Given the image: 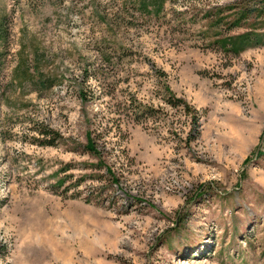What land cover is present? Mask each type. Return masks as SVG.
<instances>
[{"label":"rangeland","instance_id":"1","mask_svg":"<svg viewBox=\"0 0 264 264\" xmlns=\"http://www.w3.org/2000/svg\"><path fill=\"white\" fill-rule=\"evenodd\" d=\"M142 1L0 0V264H264L258 0Z\"/></svg>","mask_w":264,"mask_h":264},{"label":"trees","instance_id":"2","mask_svg":"<svg viewBox=\"0 0 264 264\" xmlns=\"http://www.w3.org/2000/svg\"><path fill=\"white\" fill-rule=\"evenodd\" d=\"M150 1V2H148ZM159 3V4H158ZM257 7L251 8L250 6H244L243 10L240 11V14L238 18H235L232 20V22L229 23V27H238L241 26L243 21L248 19L249 16L252 17L253 13L254 15V20L253 23H251V26L248 30L238 33V34H231L226 37H222L220 39H217L216 42L219 43V46L221 47L222 50L224 51H230L235 54L240 53L241 51L245 50L246 48L249 47H254V46H259L264 44V32L259 31L257 29L258 25L263 26L264 25V0H258L257 2ZM157 4V5H156ZM149 5V6H148ZM163 5L161 0H147L141 2L142 7H153L154 9L158 10L161 8ZM253 12V13H252ZM224 18L217 16L216 19L214 20L213 24L214 25H219L220 23H223ZM259 21V22H258ZM22 62H19V65H17V72L20 71V68L22 67ZM27 73L25 72H20L19 75H17V78L21 79L22 76ZM42 82V81H40ZM44 82H42L43 84ZM44 85V84H43ZM166 91L169 93L166 96L163 97L164 101L168 103L169 105L173 107H178L179 105H182V109L185 113L189 114L191 111H193L189 105L181 98H177L171 94L167 89ZM136 108L138 109L136 112V116L139 118L144 117L147 118L148 116L152 115L153 112L157 111L153 107L149 106H142V105H137ZM196 111V110H195ZM192 114V123L195 126L196 125V112ZM41 133L45 134H50V130L46 129H41ZM56 135V134H55ZM54 135H52V139H54ZM44 144L50 143L49 141L43 142ZM95 145L94 142L89 139L86 148L88 149L89 152L95 153ZM68 168H64V171L67 170ZM63 181V179L60 180V182ZM78 183V182H76Z\"/></svg>","mask_w":264,"mask_h":264}]
</instances>
